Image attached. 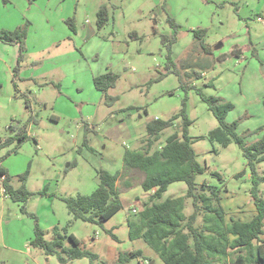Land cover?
Segmentation results:
<instances>
[{
  "label": "rangeland",
  "instance_id": "obj_1",
  "mask_svg": "<svg viewBox=\"0 0 264 264\" xmlns=\"http://www.w3.org/2000/svg\"><path fill=\"white\" fill-rule=\"evenodd\" d=\"M103 7L109 20L98 29ZM18 29L26 34L22 52L19 45L0 41V144L14 139L0 151V166L15 189L30 171L25 186L34 195L27 203L13 201L0 177V264H61L31 245L36 220L47 241L55 238L56 227L66 228L82 249L97 256L94 264H118L120 254L133 252L141 256L126 264H164L143 239L129 237V222H138L150 203L139 171L119 179L123 209L103 224L73 220L64 199L92 195L98 171L115 174L123 169L127 151L143 149L134 131L145 134L151 120L169 119L184 103L193 122L189 135L205 168L197 178L198 193L203 183L219 189L228 222L253 219L248 160L237 144L223 148L208 140L219 122L198 90L234 106L226 121L238 122L248 145L264 138V0H0V33ZM197 30L205 31L210 49L204 60ZM163 37H176L171 51L178 74L167 73L170 42ZM109 72L119 76L108 92L117 97L112 106L93 83ZM180 127L179 120L154 149ZM19 135L28 138L17 148ZM257 170L264 175V162ZM179 185L186 186H171L164 199L184 196ZM259 189L264 198V184ZM194 210L188 199L185 215ZM202 224L201 215L197 226ZM70 246L67 241L65 248Z\"/></svg>",
  "mask_w": 264,
  "mask_h": 264
},
{
  "label": "trees",
  "instance_id": "obj_2",
  "mask_svg": "<svg viewBox=\"0 0 264 264\" xmlns=\"http://www.w3.org/2000/svg\"><path fill=\"white\" fill-rule=\"evenodd\" d=\"M108 20V9L103 7L98 13V29H102ZM170 23L176 29L179 28L173 20H170ZM69 26L75 32L71 21ZM194 35L200 41L204 52L210 54V49L203 40L205 31L197 30ZM25 36V32L19 29L14 32L3 31L0 33V41L9 45H19L22 52ZM172 40L168 41L167 37H163L164 43L170 42L168 44L170 47L168 46L167 73L178 74L171 51L176 37ZM167 73L159 75L152 83L161 81L167 76ZM118 79L119 76L112 72L94 79L96 89L103 93L109 105L111 104L109 101L114 102L116 99L109 97L108 92L115 88ZM184 87L189 88L188 86ZM198 92L219 122V126L209 133L208 140L211 143H218L223 148L235 143L248 160L253 183L251 196L256 208V215L251 221L228 222L226 212L221 205L219 189L203 183L201 186L203 193H198L197 178L205 173V168L198 161L193 147L195 141L189 135V128L193 122L187 116L185 103L183 108L169 119H153L147 124V138L142 141L143 149L127 151L121 171L115 174L105 170L98 171L99 185L92 195L65 198L64 202L73 220L103 224L123 209L121 192L117 185L119 179L128 177L133 171H139L144 175L141 183L144 192L154 191V193L150 195V203L145 204L140 212L138 222H129L131 241L143 239L164 264H213L214 260L231 257H233L231 264H264V240H262L264 235V198L260 196L259 189L260 185L264 184V175H261L257 170V164L264 162V138L248 145L238 133V122L228 123L226 121L234 106L220 97L205 96L200 90ZM179 120L181 121L180 131L170 135L164 145L155 150L154 147L161 140L163 133L176 127V122ZM27 138L26 135L17 136V148ZM12 141L14 139L1 143L0 151ZM29 173L30 171H27L21 176L23 185L20 189H15L11 185L12 177L0 166V177L3 178L5 192L13 201L27 203L34 195L25 186ZM175 183H185L186 194L181 197L164 199L169 187ZM188 199H192L195 208L189 217L185 215ZM201 215L203 224L197 226ZM45 235L36 220L31 245L34 248L42 249L47 256H56L61 264H68L84 258H89L94 264L97 260L95 254L81 248V242L74 235L67 234L66 228L56 227L54 229L55 238L52 241H47ZM67 241L71 245L69 248H65ZM140 256L141 252L120 254L118 264H126Z\"/></svg>",
  "mask_w": 264,
  "mask_h": 264
},
{
  "label": "crops",
  "instance_id": "obj_3",
  "mask_svg": "<svg viewBox=\"0 0 264 264\" xmlns=\"http://www.w3.org/2000/svg\"><path fill=\"white\" fill-rule=\"evenodd\" d=\"M260 22H261V21H260ZM192 32H194V31H192ZM200 49L203 50L202 47H200ZM207 55H208V54H206V55H205V54H201V53L199 54V56L201 57L202 60H204L205 56H207ZM201 71H202V72H201V73H202V76L204 77V76L206 75L204 69L201 70ZM102 75H104V74H102ZM99 76H101V75H99ZM96 77H98V76H96ZM96 77H94V79H95ZM94 79H93V83H94ZM94 86H95V85H94ZM95 88H96V87H95ZM102 94H103V93H102ZM109 97H110V96H109ZM111 98H113V97H111ZM115 99L117 100V97H115ZM116 100H115V101H116ZM109 102H110L111 104H110V105L108 104V106H112V103H113V102H112V101H109ZM117 130H121V129H120V128H117ZM144 130H145V134H144L142 131H141V132L134 131V135H135V136H139L138 143L142 142L144 139L147 138V125L144 127ZM142 133H143V135H142ZM111 134L116 135L114 132H111ZM111 134H110V135H111ZM163 145H164V144H163ZM163 145H162V146H163ZM110 173H111V172H110ZM111 174H113V173H111ZM127 178H128V177H126V180H127ZM176 184H182V183H175V184H173V185H171V186H174V185H176ZM117 185H118V183H117ZM171 186H170V187H171ZM179 186H180V187H179L180 190H187V186H184V185H179ZM118 187H119V185H118ZM170 187H169V188H170ZM152 193H154V191H152L151 193H150V192H148V193H147V192H144V194H149V195H152ZM120 198H121V201H122V203H123L122 194L120 195Z\"/></svg>",
  "mask_w": 264,
  "mask_h": 264
},
{
  "label": "built area",
  "instance_id": "obj_4",
  "mask_svg": "<svg viewBox=\"0 0 264 264\" xmlns=\"http://www.w3.org/2000/svg\"><path fill=\"white\" fill-rule=\"evenodd\" d=\"M259 21H263V19L262 18H259ZM133 212L134 213H137V210L135 209Z\"/></svg>",
  "mask_w": 264,
  "mask_h": 264
}]
</instances>
